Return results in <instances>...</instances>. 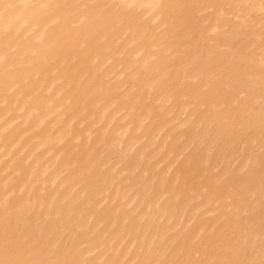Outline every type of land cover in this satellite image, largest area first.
<instances>
[{"label":"bare ground","instance_id":"1","mask_svg":"<svg viewBox=\"0 0 264 264\" xmlns=\"http://www.w3.org/2000/svg\"><path fill=\"white\" fill-rule=\"evenodd\" d=\"M126 2L143 7L131 16L123 9L94 10L105 17L96 24L89 10V23L81 27L75 26L79 9L25 12L7 35L8 22L0 21V201L22 198L40 218L50 210L53 217L60 213L87 259L135 258L139 248L128 250L146 233L151 239L157 229L162 235L213 220L211 196L201 201L200 190L193 195L189 187L177 204L169 193L178 183L191 185L194 176L197 189L218 170L227 176L240 160L229 141H217L213 122L202 118L191 93L186 101L174 95L185 85V72L191 74L193 65L203 62L195 45L183 61L175 58L178 48H187L171 27V17L182 10H168L162 19L160 10L149 7L235 0ZM193 15L201 18V29L216 22L207 9ZM224 28L222 23L221 36ZM255 39L258 45V28ZM199 45L204 52L214 48L210 40ZM255 150L258 154V142ZM153 185L161 189L160 209V198L148 197ZM116 209L124 214L117 216ZM137 210L140 215L125 224L127 214ZM105 234L108 239L101 242Z\"/></svg>","mask_w":264,"mask_h":264},{"label":"snow or ice","instance_id":"2","mask_svg":"<svg viewBox=\"0 0 264 264\" xmlns=\"http://www.w3.org/2000/svg\"><path fill=\"white\" fill-rule=\"evenodd\" d=\"M137 7L143 5L126 0L117 4L0 0V21L8 22L3 30L7 35L14 20L36 9L82 10L75 17V26L81 27L89 23V10H93L91 22L96 24L104 23L105 17L95 15L94 10L123 9L131 16ZM149 7L160 10L162 19L168 10H182L171 17V27L173 36L187 48H178L175 58L183 61L195 45L203 62L193 65L191 74L185 72V85L174 95L186 101L191 93L202 118L213 122L217 141H229L239 153L238 165L227 176L218 170L214 178L202 179L198 189L194 176L191 185L185 183L180 188L178 183L169 193L177 204L189 187L193 188V195L200 190L201 201L205 194L211 196L216 204V211L210 214L214 219L203 225H190L188 230H165L162 235L157 229L151 239L146 233L142 242L137 239L128 250L133 253L139 248L135 258L128 255L124 259L95 260L82 258L83 249L75 235H69L67 220L62 223L60 213L53 217L50 210L46 218H40L29 211L22 198L6 197L0 201V264H264V0L161 2ZM198 9L215 13V24L209 21L201 29V18L193 15ZM200 40L212 41L214 48L201 51ZM90 180L102 183L104 177L90 176ZM148 197L160 198L156 208H161V189L153 185ZM122 214L124 209H116L117 216ZM139 215V210L129 212L125 224L133 223ZM107 239L105 234L101 242ZM116 243L112 241L113 247Z\"/></svg>","mask_w":264,"mask_h":264}]
</instances>
